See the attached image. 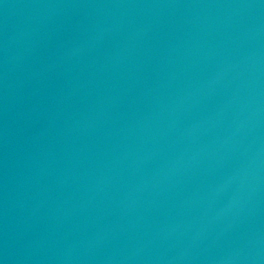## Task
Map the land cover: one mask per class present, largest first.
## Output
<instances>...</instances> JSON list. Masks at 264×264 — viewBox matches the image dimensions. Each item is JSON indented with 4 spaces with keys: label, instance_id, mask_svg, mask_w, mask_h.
Instances as JSON below:
<instances>
[{
    "label": "water",
    "instance_id": "1",
    "mask_svg": "<svg viewBox=\"0 0 264 264\" xmlns=\"http://www.w3.org/2000/svg\"><path fill=\"white\" fill-rule=\"evenodd\" d=\"M0 264H264V0H0Z\"/></svg>",
    "mask_w": 264,
    "mask_h": 264
}]
</instances>
